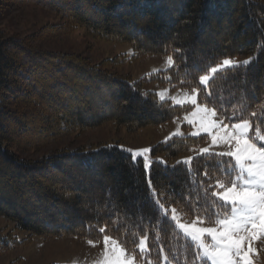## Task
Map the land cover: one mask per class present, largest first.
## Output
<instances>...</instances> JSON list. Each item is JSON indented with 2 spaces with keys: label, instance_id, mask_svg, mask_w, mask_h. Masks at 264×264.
Wrapping results in <instances>:
<instances>
[{
  "label": "trees",
  "instance_id": "1",
  "mask_svg": "<svg viewBox=\"0 0 264 264\" xmlns=\"http://www.w3.org/2000/svg\"><path fill=\"white\" fill-rule=\"evenodd\" d=\"M52 10L63 23L40 35L76 26L95 37L132 46V59L170 54V73L180 86L198 88L199 101L226 123L247 120L264 134V0H1ZM52 27V26H51ZM250 55L247 63L216 72L206 87L199 79L223 58ZM125 57L93 63L75 53L39 48L30 37L0 31V217L29 236H110L138 258L160 264H207L169 217L218 219L228 207L219 191L230 185L232 158L197 155L176 158L196 143L173 137L156 144L164 154L146 169L139 157L114 144L59 148L40 158L22 152L44 148L110 121L129 132L171 120L184 109L143 88V80L111 72ZM36 132L23 138L20 132ZM11 232H0V254L19 247Z\"/></svg>",
  "mask_w": 264,
  "mask_h": 264
},
{
  "label": "rangeland",
  "instance_id": "2",
  "mask_svg": "<svg viewBox=\"0 0 264 264\" xmlns=\"http://www.w3.org/2000/svg\"><path fill=\"white\" fill-rule=\"evenodd\" d=\"M62 23L59 14L42 6L29 4L21 7L0 0V31L5 36L24 38L33 35V42L43 50L75 53L95 64L107 58H128L129 61L108 70L128 75L134 81L143 80L145 90L184 111L165 123L135 132L107 121L20 155L40 158L59 148L74 150L99 143H119L131 152L133 160L140 157L148 169L153 160L167 162L164 154L151 153L156 144L175 136L195 138L196 143L190 151L179 155L176 160L190 163L194 156L210 153L230 156L235 166L234 178L230 185L219 191L228 210L218 219L206 221L184 217L170 207V219L195 245L199 258L207 264H264V134L259 129L252 130L247 120L224 122L213 108L199 101L198 88L180 86L182 81L178 82L170 73L173 67L170 54H147L132 59L130 43L95 37L82 26L65 33L40 35L45 28L50 30ZM250 58V55L223 58L200 76L201 86L206 87L219 70L247 63ZM20 133L26 139L36 137L34 131ZM9 231L22 243L0 254V264H153L146 259L145 238L138 245L141 256L138 258L134 251L110 236L97 240L76 236H29L28 232L0 217V232ZM160 264L173 263L162 254Z\"/></svg>",
  "mask_w": 264,
  "mask_h": 264
}]
</instances>
